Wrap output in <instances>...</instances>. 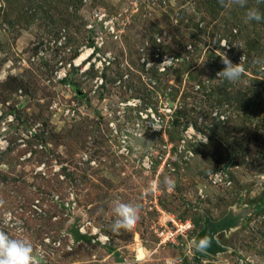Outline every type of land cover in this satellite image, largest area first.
Returning <instances> with one entry per match:
<instances>
[{"label":"rangeland","instance_id":"374dc122","mask_svg":"<svg viewBox=\"0 0 264 264\" xmlns=\"http://www.w3.org/2000/svg\"><path fill=\"white\" fill-rule=\"evenodd\" d=\"M229 3L0 0V230L43 264H264V19L245 17L264 2ZM116 200L139 207L133 231H111ZM231 213L226 251L197 249L204 218Z\"/></svg>","mask_w":264,"mask_h":264},{"label":"clouds","instance_id":"9594fccd","mask_svg":"<svg viewBox=\"0 0 264 264\" xmlns=\"http://www.w3.org/2000/svg\"><path fill=\"white\" fill-rule=\"evenodd\" d=\"M264 2V0H259ZM221 4H224V0H220ZM247 0H230L228 6L238 5L245 7ZM246 21H260L264 19V15L260 13L257 8H248L245 14ZM221 47H228L227 41L221 42ZM221 59L224 64V68L217 73L218 77H222L230 82L238 81L245 71V68L241 63L233 64L226 54L221 53ZM259 62V61H258ZM154 129H158L155 125ZM142 136L143 133H138ZM202 142H207L205 137ZM6 137L0 136V150H4L7 147ZM165 183H170L169 178H165ZM3 201H0V205ZM115 220L111 225V231L115 234H119L121 230L131 232L133 231L140 220V209L131 203H124L120 200L113 202L112 209ZM104 239H107L106 237ZM208 246L207 238L199 241L198 247L203 249ZM0 264H43L42 254L35 251L33 245L26 239L12 238L5 231L0 230Z\"/></svg>","mask_w":264,"mask_h":264},{"label":"water","instance_id":"95a60500","mask_svg":"<svg viewBox=\"0 0 264 264\" xmlns=\"http://www.w3.org/2000/svg\"><path fill=\"white\" fill-rule=\"evenodd\" d=\"M142 143V142H138ZM238 224V218H234L233 214L226 215L224 218L218 221H211L209 218L205 217L203 226L201 230L196 234L193 242L197 249L200 251L215 256L217 254L224 253L226 251V247H224L221 243L216 240L215 236L222 232H228L232 228L236 227ZM70 233L73 237L74 242L76 243H90L91 236L87 233H81L80 230L76 227H73L70 230ZM207 238L208 246L201 249L198 247L199 241ZM144 258V254L142 253V247L137 250V260H141Z\"/></svg>","mask_w":264,"mask_h":264},{"label":"built area","instance_id":"2783aa9c","mask_svg":"<svg viewBox=\"0 0 264 264\" xmlns=\"http://www.w3.org/2000/svg\"><path fill=\"white\" fill-rule=\"evenodd\" d=\"M156 57H158V55H156ZM163 59H166V57H164ZM163 59L161 60L162 63L160 62V70L161 71H163L165 69V65L168 63V62L163 61ZM125 140H126V137L124 136V138L121 140L122 150H126V148H125V142L126 141ZM92 164H94V163H92ZM152 164H153L152 158H150L149 156H145L143 159V163H142L144 168L150 169V166ZM209 182L213 186H219V185L220 186H229L231 184V181L229 180V176L227 175V172L223 168H220V169H217L216 171H214L209 177ZM150 185L154 186V183L150 182ZM199 194L202 195V190H199ZM175 225L178 226L176 231H179V232L181 231L180 235L182 237H184L183 229H184L185 225H183V224H179V225L175 224ZM80 232L84 233L82 230H80ZM174 235L175 234L173 232H171V231L165 232L164 230H161L158 234V236L161 237L163 241H166L169 239L173 240ZM97 240L100 241V238ZM91 242H94V239L92 236H91ZM77 244H79V243H77Z\"/></svg>","mask_w":264,"mask_h":264},{"label":"trees","instance_id":"16d2710c","mask_svg":"<svg viewBox=\"0 0 264 264\" xmlns=\"http://www.w3.org/2000/svg\"><path fill=\"white\" fill-rule=\"evenodd\" d=\"M226 82V80H224V83ZM258 208H263L264 207V193L262 194L261 200L257 205ZM183 264H188L187 261H184Z\"/></svg>","mask_w":264,"mask_h":264},{"label":"bare ground","instance_id":"6f19581e","mask_svg":"<svg viewBox=\"0 0 264 264\" xmlns=\"http://www.w3.org/2000/svg\"><path fill=\"white\" fill-rule=\"evenodd\" d=\"M81 60V58H78L77 62H79Z\"/></svg>","mask_w":264,"mask_h":264}]
</instances>
